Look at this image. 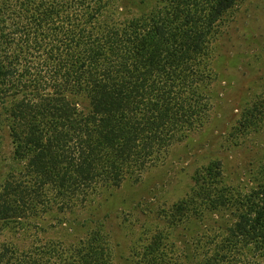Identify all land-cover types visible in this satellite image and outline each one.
<instances>
[{
  "label": "trees",
  "instance_id": "obj_1",
  "mask_svg": "<svg viewBox=\"0 0 264 264\" xmlns=\"http://www.w3.org/2000/svg\"><path fill=\"white\" fill-rule=\"evenodd\" d=\"M242 1L51 0L29 17L1 14L0 96H10L14 147L0 183V223L23 229L52 203L71 209L201 129L215 77L210 47ZM139 6L138 16L119 15ZM52 17L61 20L51 29L58 45L45 50L38 32ZM248 116L252 109L245 129L255 122ZM252 183L226 184L219 163L198 170L168 226L178 231L179 219L185 232L166 243L156 232L120 264H264V164ZM68 228L83 237L13 250L4 264H115L101 224Z\"/></svg>",
  "mask_w": 264,
  "mask_h": 264
},
{
  "label": "rangeland",
  "instance_id": "obj_2",
  "mask_svg": "<svg viewBox=\"0 0 264 264\" xmlns=\"http://www.w3.org/2000/svg\"><path fill=\"white\" fill-rule=\"evenodd\" d=\"M25 3L26 0H0V18L1 14L13 20L18 15L29 17L35 6L50 4L51 0ZM142 11L139 6L130 9V15L121 9L118 12L124 17L138 16ZM50 21H44L38 32L45 37L40 42L45 50L58 45L51 29L61 20L52 17ZM23 25L28 35L26 44L35 45L34 25L28 19ZM210 48L215 77L210 86V111L203 127L170 146L158 162L140 175L100 188L71 209L62 211L52 203L50 211L23 229L0 223V264L13 250L24 254L41 241L76 242L84 233L70 230V224H101L115 264H120L119 260L143 252L156 232H161L165 243L174 239L173 233L185 232L184 224L177 222L179 219L175 228L178 231L173 232L168 226L174 205L187 197L198 170L219 163L226 184L241 189L253 184L264 164V0L240 2L219 27ZM9 103V94H1L0 183L7 174L14 147ZM251 109L253 117H248L255 122L245 129L243 123ZM192 232L187 231L188 238Z\"/></svg>",
  "mask_w": 264,
  "mask_h": 264
}]
</instances>
